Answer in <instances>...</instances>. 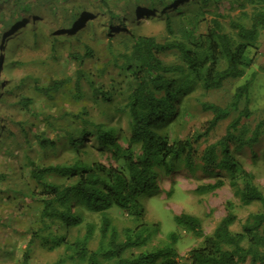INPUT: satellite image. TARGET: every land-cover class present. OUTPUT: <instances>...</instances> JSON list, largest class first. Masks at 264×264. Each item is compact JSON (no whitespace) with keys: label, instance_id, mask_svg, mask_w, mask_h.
Instances as JSON below:
<instances>
[{"label":"trees","instance_id":"1","mask_svg":"<svg viewBox=\"0 0 264 264\" xmlns=\"http://www.w3.org/2000/svg\"><path fill=\"white\" fill-rule=\"evenodd\" d=\"M222 1L228 2L230 10L239 11L236 14L220 11ZM4 3L8 6L1 5ZM151 11L157 15L152 17ZM147 14L150 15L147 22H159L167 35L174 36L172 40L160 42L155 35L135 34L126 26ZM29 20L35 28L39 23L51 27L53 40L60 33L78 39L76 36L83 33L94 36L99 30L104 36L121 35L127 43L125 52L118 54L121 60L116 55L113 60L118 74L127 78L121 110L127 116L128 134L117 125L97 122L83 107L76 114L81 117L80 124L71 122L64 126L63 136L49 137L45 131L35 135L38 148L49 155L39 156L37 160L25 157L20 178L26 182V188L12 186L14 192L28 198L37 208L38 226L31 232L33 237L51 250L62 249L61 256L51 264H264V192L254 174L235 155V150L252 148L264 135V107L262 117L253 127L242 121L251 115L249 79L236 87L226 106L203 97L205 92L221 88L228 79L242 78L253 64L254 56L248 51L257 48L260 33L264 32V0H4L0 3L1 30L20 32ZM141 23L144 22H138ZM35 28H28L33 43L40 35ZM2 33L0 51L6 59H0V103L5 105L6 96L12 91L8 88L7 73L19 60L12 58L17 44L9 38L5 43ZM92 54L86 44L83 53L70 55L77 65L75 94L79 97L86 77L92 98L111 104L114 96L123 93L114 84L109 90L96 86L85 76L82 66ZM161 54H172L175 59L166 62ZM63 83L64 80H52L45 87L34 89L50 95L58 92ZM198 88L201 93L194 100L211 114L203 131L182 138L156 131L182 116L183 98H189ZM30 103L31 99L23 95L16 101L26 111ZM233 111L236 115L227 124L224 135L204 146L199 155L200 140ZM57 117L48 114L45 120ZM4 123V117L0 118V146ZM47 125L54 127L51 123ZM197 158L200 169L213 181L197 185L195 194L213 193L226 179L242 205L257 203L259 208L249 212L239 230H234L231 227L238 217L234 203L226 200L225 215L210 233L204 232L199 217L184 212L174 215L178 227L200 238V243L184 253L171 244L152 245L159 224L144 220L145 210L139 196L157 189L159 169L169 173L182 167L195 172ZM112 205L117 206L116 212L136 220L135 225L119 230L110 216ZM79 210L100 215L94 248L89 246L95 231L92 223L86 224L82 238L67 239L70 228L84 222ZM175 235L174 232L169 235L172 242Z\"/></svg>","mask_w":264,"mask_h":264},{"label":"rangeland","instance_id":"2","mask_svg":"<svg viewBox=\"0 0 264 264\" xmlns=\"http://www.w3.org/2000/svg\"><path fill=\"white\" fill-rule=\"evenodd\" d=\"M119 2V0H110ZM7 7L8 4H1ZM227 1H222L219 10L236 14L239 9L230 10ZM151 16L155 17L156 12L151 11ZM150 15H143L138 21L128 23L126 26L135 34L155 35L158 41L172 40L173 35H167L163 25L159 22L148 23ZM25 29L15 32L12 29L1 30L2 40L6 43L17 44L12 58L19 60V64L8 70V88L12 91L6 96L5 105L0 106V118L5 119V131L2 133L3 139L0 146V264H51L62 254V249L51 250L42 245L37 237H33L32 231L38 226L37 208L28 198H24L12 190V186L18 189H25V181L20 178V166L25 162V157L30 156L37 160L39 156L49 155L43 153L35 142L37 134L46 132L50 137L63 136V128L71 122L80 124V118L76 114L80 113L83 107L97 122H104L109 125H117L124 133L127 131V116L121 110L122 98L125 97L127 78L118 74L117 66L114 64L113 56L116 55L118 61L121 58L118 54L125 52L126 44L121 35L111 37L100 35L97 30L96 35L91 33L81 34L76 38H67L62 33L53 40L50 35L51 30L47 26L39 24L36 28L30 26L32 20ZM138 22H144L140 25ZM25 24V23H24ZM139 25V26H138ZM34 26V25H33ZM35 28L40 34L35 43L30 38V29ZM122 32L127 33L124 31ZM116 33L119 31H115ZM6 38H9L6 40ZM125 40V39H124ZM10 42L8 45L9 46ZM88 45L93 54L85 59L82 66L85 76L90 77L96 86L106 90L114 84L118 86L122 95L114 96L111 104H105L100 100H94L91 87L82 80L79 97L75 94L74 81L76 77V64L71 53H83L85 45ZM54 47V50H52ZM8 49V47H7ZM250 56H254V62L247 70L246 74L239 79H228L219 89L205 92L204 99L220 106H226L236 87L251 80L250 101L248 109L251 113L247 121L253 127L258 119L262 117L264 107V32L261 31L257 48L248 51ZM166 62L174 61L172 54H161ZM0 59L6 56L0 51ZM52 80H64L63 86L56 93L40 94L35 87L43 88ZM4 84L1 85V88ZM201 93L198 88L189 98L182 100V116L178 120H172L167 127L157 128L156 131H166L171 138L174 136L184 137L187 134L202 132L211 119V114L204 111L196 104L194 96ZM31 99L29 110L21 105H16V101L21 96ZM243 103L240 104V108ZM62 112L68 113L63 114ZM48 114L58 116L56 119L48 118ZM236 115L233 111L229 118L220 121L210 133L202 138L197 146L199 155L204 146L215 142L221 138L229 121ZM82 116V115H81ZM86 115H83V117ZM47 123L54 124L49 127ZM23 128V130H21ZM11 130V131H10ZM235 155L242 162L246 170L251 171L255 176V181L264 192V135L252 148L244 147L235 150ZM45 158V157H44ZM43 158V159H44ZM102 161H104L102 159ZM197 170L191 172L185 168L174 169L166 172L159 169L157 189L139 196V201L145 210L144 220L149 224L158 223L159 233L152 240V245L159 243L171 244L179 253H184L187 249L197 246L201 239L196 238L191 233L185 232L174 220V215L180 213L193 214L200 218L202 228L205 233H210L221 217L225 215V201L231 200L234 203V211L238 220L231 227L239 230L240 223L251 211L259 208L257 203L242 205L233 191L228 181L213 193L198 195L194 189L201 183L213 181L207 177L200 169V159H196ZM116 205L109 209L112 222L119 230L127 226H133L137 222L132 217L120 214L115 210ZM81 211V210H79ZM84 218L83 224L72 227L69 231L68 240L74 237L82 238L85 233L86 224L92 223L95 226L93 237L89 243L90 248L97 244L99 236L100 215L95 212L81 211ZM115 212V213H114ZM174 232L176 239L170 240L169 235ZM69 264V262H67Z\"/></svg>","mask_w":264,"mask_h":264},{"label":"crops","instance_id":"3","mask_svg":"<svg viewBox=\"0 0 264 264\" xmlns=\"http://www.w3.org/2000/svg\"><path fill=\"white\" fill-rule=\"evenodd\" d=\"M4 2V0H0V3Z\"/></svg>","mask_w":264,"mask_h":264}]
</instances>
